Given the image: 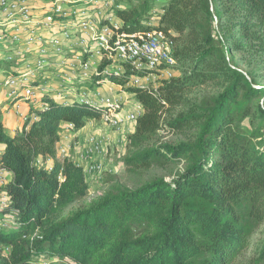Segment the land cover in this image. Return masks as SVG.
Masks as SVG:
<instances>
[{
	"label": "trees",
	"instance_id": "trees-1",
	"mask_svg": "<svg viewBox=\"0 0 264 264\" xmlns=\"http://www.w3.org/2000/svg\"><path fill=\"white\" fill-rule=\"evenodd\" d=\"M111 15L128 37L157 28L174 40L175 75L157 86L127 87L142 74L125 62L121 75L94 79L143 106L120 157L131 184L108 176L110 187L85 201L83 167L58 154L62 125L77 133L102 108L21 98L28 112L15 132L0 108V171L12 175L0 264H264V0H116L101 21ZM7 50L0 71L17 74L22 62Z\"/></svg>",
	"mask_w": 264,
	"mask_h": 264
},
{
	"label": "built area",
	"instance_id": "built-area-1",
	"mask_svg": "<svg viewBox=\"0 0 264 264\" xmlns=\"http://www.w3.org/2000/svg\"><path fill=\"white\" fill-rule=\"evenodd\" d=\"M35 2L40 4L38 8L40 12L36 14L32 8ZM78 2L82 4L84 0H0V7L5 16V22H0V28L8 27L6 23L11 24V30L16 28L17 32L10 31L12 42L16 45L17 57L24 62L22 72L0 73V100L13 102L12 108L18 114L20 113L19 118L22 122L27 114L19 111V102L23 100L21 98L38 103L43 96L51 95L65 102L77 99L102 108L103 115L100 121L109 124L112 128L120 129L125 124H134L143 114V106L136 100L129 102L127 97L123 98L122 85L116 84L119 93L113 98L103 97L97 89L91 93H77L75 86L86 85L89 80L94 83V78L106 75L108 72L121 75L123 68L117 66L120 62L130 64L139 74H142L133 76L137 81L152 76H155L154 81L169 79L175 75L172 70L176 62L173 56L174 40L157 28L128 37L120 31L122 23L119 19L112 18L114 15L109 16L106 22L101 21L104 16L100 18L101 20L87 18L86 13L92 12L90 5L92 2L88 8H82L81 5L72 6ZM77 8H82V12L78 13ZM33 19L37 20L34 23L35 27H54L56 33L65 36V42L55 39L54 49L48 52L44 44L53 41H47L34 32L35 27L32 32H27L25 28L19 29V26L33 22ZM152 19L156 21L157 16H152ZM1 29L0 33L3 34L4 31ZM24 35L26 38H23ZM2 37L4 36L0 35V39H4ZM67 42L69 45H66ZM32 45H36L39 49V54L36 56H33L30 49ZM24 48L25 52L22 53L20 50ZM104 57H110L113 62L101 69V60ZM12 58L14 57L10 56V59ZM51 68L61 75L57 87L40 83L44 72ZM30 80L33 81L29 85ZM94 84L92 87H95ZM134 85L140 86V84ZM110 89L114 91L113 88ZM77 91L79 92L78 88ZM129 103L131 108L123 114V110ZM73 128L72 123L62 125L61 140L57 147L60 158H74L75 163L83 167L85 175L99 174L102 170L100 164L85 165V161H89L91 153H101L105 139L91 135L82 150L77 136L70 134ZM68 139L70 142L64 143ZM72 150L75 151L74 155L71 153ZM4 173L9 174L4 170L0 171V175Z\"/></svg>",
	"mask_w": 264,
	"mask_h": 264
},
{
	"label": "rangeland",
	"instance_id": "rangeland-1",
	"mask_svg": "<svg viewBox=\"0 0 264 264\" xmlns=\"http://www.w3.org/2000/svg\"><path fill=\"white\" fill-rule=\"evenodd\" d=\"M92 2V3H91ZM91 3V4H90ZM89 4L91 5V10L92 12H87L86 13V17L89 18H98L99 20H101L100 18L102 16H105L106 13H108L110 10H112L116 4V0H84V2L81 4L82 8H88ZM32 8H33V12L36 14L38 12H40V10L38 9L40 4L38 2H35L32 4ZM82 8H77L78 13L82 12ZM41 14V13H39ZM152 16H156L155 14ZM115 20H117V16L112 17ZM117 18V19H116ZM0 20L5 22V16H4V12L0 11ZM39 20H42L41 18H39ZM33 22H28L26 25L22 24L21 26H19V29H26L27 32H32V29H34V23L37 21L36 19L32 20ZM153 21V19H152ZM44 22V21H43ZM41 22V23H43ZM6 27L3 34H6V40H0V53H5V51H8L7 49L10 50V55L14 58L17 57V51L15 50L16 45H14V43L12 42V32H17L16 28H13L11 30V24L6 23ZM2 27V26H1ZM16 27V26H15ZM58 27V26H57ZM3 31V29H1ZM12 31V32H10ZM10 32V33H9ZM34 32H36L38 35H41L43 38L47 39V41H53L52 43H45V49L48 52H51L54 49V40L57 39L60 42H65V36L61 33H56L54 31V27L48 28L45 26H40V27H35ZM10 34V35H9ZM21 38V37H20ZM23 38H26L25 35ZM2 41V42H1ZM66 45H69V43L67 42ZM30 49L32 51L33 56H36L39 54V49L36 45H32L30 46ZM22 53L25 52V48L20 50ZM237 56H240L237 54ZM33 61V60H32ZM24 67V62H22L16 69H18L19 72H22V68ZM264 67L261 66L260 70H262ZM5 71L4 68L1 69L0 73H3ZM152 73V72H149ZM60 74H58L57 72H55V70L53 68L47 70L44 72V77L40 79V83L44 84V85H48V86H58L59 85V81L58 79H60ZM154 77L152 76L150 78H141V80L137 81L135 80V77H131V82L127 85L131 86V85H147V84H153L154 86L158 85V80L154 81ZM48 78V79H46ZM96 80V78H94ZM94 80V81H95ZM103 80V79H102ZM102 80H98V82H102ZM33 80H30L28 82V84L30 85L31 82ZM134 83V84H133ZM93 81L89 80L87 82L86 85H77L75 86V92L77 93H83V92H87V93H91L94 89L99 90L102 93L103 97H110L113 98L114 96L118 95L119 93V88L116 86V84L113 82V80H111L110 78L104 77V82L102 85L98 86V87H92ZM264 86V83H263ZM77 88L79 90V92L77 91ZM110 88H113L114 91L112 92ZM206 92L209 91V89H205ZM126 92L125 88L123 87V93ZM125 96H127L129 102H131L132 100L135 101V97L134 95L126 92V94H124ZM129 96V97H128ZM56 99L60 100L59 98H57L55 96ZM74 99L69 100V102H73ZM8 104V102H4L0 100V108H3V105ZM20 105V112L26 114L28 112V104L26 101L21 100L19 102ZM131 108V103H129L126 106V109L123 110V114H125L129 109ZM10 110L13 111L14 109L12 107H10ZM13 118L17 119L16 121H5V128L7 131L9 132H15L16 130H21L23 127V122L19 119V114L17 112H13ZM4 122V121H3ZM90 123V122H89ZM87 124L84 129L80 130V132L77 133H73L70 132L71 135H76L79 138V142H80V146L82 148V150H84V146L86 143V140L88 139L89 136L91 135H95V136H99L101 138H104V148H102L101 153L98 154H90V158L89 161H85V165L86 164H100L102 167V170L99 174H88L86 175V180L89 184V195L88 197L85 199V201H90L93 198H96L97 196H99L102 192H104L105 190H107L110 187V184L107 182V178L108 176L111 175H115L118 179H120L122 182H125V184H131V174H127L124 173L123 171V166L120 163V157L121 155L124 153L125 151V147H126V136L128 133L132 132L134 129V126L136 123L134 124H125L123 125L120 129H115L112 128L109 124H106L103 121H93L92 124ZM244 125L247 126L249 128V124L248 121L246 120L244 122ZM162 133H164V136H168L169 134L166 133L165 131H163ZM165 139V138H164ZM167 139V138H166ZM70 140H65L64 143H69ZM73 155L75 154V151L72 150L71 152ZM49 164L52 163V161H48ZM7 173L1 174L0 175V209L2 206H4L7 202V197L3 195L2 193V188L3 186L9 181V178L7 176ZM77 206V204H76ZM9 219H7L8 224H11V220L12 218L7 217ZM7 223H5V225H8ZM261 229L264 232V224L261 226ZM3 253H8V250L5 249L3 251ZM49 262H52L51 264H69L68 262H60V261H49L47 258H41V260L37 263L34 264H49Z\"/></svg>",
	"mask_w": 264,
	"mask_h": 264
},
{
	"label": "crops",
	"instance_id": "crops-1",
	"mask_svg": "<svg viewBox=\"0 0 264 264\" xmlns=\"http://www.w3.org/2000/svg\"><path fill=\"white\" fill-rule=\"evenodd\" d=\"M124 94H126V92L123 93V98L126 99L127 96H125ZM129 97V96H128ZM2 110H4V113H3V121H4V124H5V121L9 122V121H16L17 119L13 118V115H14V111H11L10 109H8V104L6 105H3V108ZM20 120V118L18 119ZM93 122V121H92ZM92 122H90L89 124H92ZM84 129V128H83ZM80 132V131H79ZM78 138V137H77ZM77 140V139H76ZM78 141H79V138H78ZM8 178L9 180L11 179V174L9 173L8 175Z\"/></svg>",
	"mask_w": 264,
	"mask_h": 264
}]
</instances>
